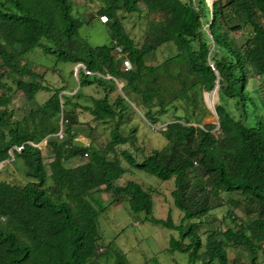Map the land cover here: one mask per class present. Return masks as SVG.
<instances>
[{"label": "trees", "instance_id": "obj_1", "mask_svg": "<svg viewBox=\"0 0 264 264\" xmlns=\"http://www.w3.org/2000/svg\"><path fill=\"white\" fill-rule=\"evenodd\" d=\"M101 1L98 15L107 18L111 43L93 47L80 36L85 23L74 15L71 0H0V165L20 158L27 178L24 186L0 181V264L96 262L98 219L106 208L100 204L98 209L100 201L92 198L102 193L117 202L128 198L132 211L145 213L147 222L177 231L179 237L171 239L168 252L188 254L189 264H229V247L245 250L248 264H264V123L246 125L248 108L256 107L252 92L264 80V0ZM143 13L151 18L139 46L123 20ZM246 28L250 35L239 43L232 34ZM114 41L132 71H125L124 59L116 58ZM167 45L177 52L160 64H149L147 58ZM36 48L64 63L82 65L80 89L97 85L104 96L84 106L73 103L80 90L72 97L62 94L68 87L51 90L23 64ZM9 81L31 104L40 91L53 95L16 120ZM118 82L121 93L111 102ZM218 85L220 105L217 91L206 96L214 117L207 123L218 122L214 108L219 117L216 131V125H203L197 112L204 108L203 94ZM232 100L238 115L222 104ZM134 105L145 110L152 126L173 112V121L159 129L168 141L164 149L150 151L140 163L131 152L122 156L162 181L174 179L172 195L183 213L179 224L171 215L166 220L154 216L153 196L140 184L116 185L128 172L116 148L131 144L140 150L136 130L124 136L119 128ZM71 106L98 121H116L106 148L73 143L75 114L67 110ZM43 141L53 155L48 166L39 148ZM86 157L85 163L67 166ZM222 193L240 195L242 200L232 204L247 217L238 223L229 212L235 226L213 230L203 242L200 225ZM114 264L130 263L117 253Z\"/></svg>", "mask_w": 264, "mask_h": 264}, {"label": "rangeland", "instance_id": "obj_2", "mask_svg": "<svg viewBox=\"0 0 264 264\" xmlns=\"http://www.w3.org/2000/svg\"><path fill=\"white\" fill-rule=\"evenodd\" d=\"M74 5V15L79 16L85 23L80 29V36L84 38L93 47L109 45L111 43V34L107 22L102 20V16L98 15V11L103 7L101 0H71ZM210 2V1H209ZM144 9V7L142 6ZM151 18L145 13L126 15L124 25L130 36L135 42L141 46L144 42L148 20ZM239 43L246 41L250 35V29L232 34ZM177 52L174 45H167L158 50L153 56H149L147 61L149 64L156 65L162 63L165 59L173 56ZM23 64H28L29 68L43 77L44 85L51 90L66 89L62 92L64 95L74 96L79 90V94L73 97V103H80L84 106H93V100L100 99L104 96V90L97 86L79 87L78 66L59 61L53 55H46L41 48H36L29 53ZM10 85L16 90L15 85L9 81ZM122 84L118 82V91L110 94L111 102H114L121 93ZM205 92L204 108L199 109L197 115L203 118V123L213 120V111L210 104L206 101V96L215 93ZM254 94V102L256 107H249V119L246 120L248 127H255L258 123H264V80L259 86V90L252 92ZM217 104H221L219 93L217 91ZM52 92L40 91L36 96L35 103L31 104L28 99L17 91L13 93L14 101L10 109L14 113L16 120H22L26 117L32 108H36L47 102ZM79 96V97H78ZM234 102H222L226 109L231 110L238 115L232 105ZM130 110L123 122L119 121V128L124 136L131 134L133 129L136 130L137 147L127 144L116 148L117 155L120 157L124 167L128 168V172L122 179L116 182L117 186H126L128 182H136L143 188L151 192L154 200V216L158 219L166 220L169 215L179 224L183 217V213L175 206L172 192L175 189L174 179L162 181L154 175H149L140 171L123 158L124 151L131 152L136 156L138 163L142 162L145 155L150 151L164 149L168 145L166 138L160 133L159 129H163L166 123L173 121V112L162 118V122L157 126H152L145 119V110ZM259 108L256 110L255 108ZM136 109V110H135ZM67 110H73L75 114V124L72 126L75 139L73 143L77 146H93L95 149L102 150L106 148L112 140V130L116 126V121L101 122L95 119L90 113L85 112L76 107H69ZM215 110V108H214ZM181 110L178 111V114ZM218 120V119H217ZM62 122H60V126ZM67 125V124H66ZM64 124L62 126L63 130ZM68 126H65L67 129ZM66 140V139H64ZM68 140V138H67ZM61 141V140H60ZM39 148L42 149L46 165L53 160V155L47 143L43 141ZM13 155V154H12ZM110 157H113L111 155ZM85 159L78 158L67 163L68 167H74L85 163ZM25 165L20 158H12L0 166V181H6L14 185L24 186L27 178L24 174ZM95 201H100L98 205H102L106 209L100 213L98 219V227L100 232L99 256L93 264H114L117 253L121 254L130 264H189V255L182 252L169 253L170 242L173 237L178 238L179 233L174 230L167 229L161 225L152 224L145 219V213H135L132 211L129 199L121 202L113 201L111 194L102 193L94 195ZM240 195H230L222 193L213 204V210L208 218L203 219L200 225L199 235L203 242L206 241L208 234L217 229L226 231L228 228L235 226L233 216H229V212H234L236 221L241 223L246 219V214L242 209L233 207L232 201H241ZM91 201V200H90ZM229 264H248V253L243 249L229 247ZM218 264V263H216Z\"/></svg>", "mask_w": 264, "mask_h": 264}, {"label": "built area", "instance_id": "obj_3", "mask_svg": "<svg viewBox=\"0 0 264 264\" xmlns=\"http://www.w3.org/2000/svg\"><path fill=\"white\" fill-rule=\"evenodd\" d=\"M102 20L107 22V18L106 17H102ZM113 45L115 47V56H116V58H118V59H122L123 58L124 59V64H123L124 70L125 71H132L134 68H133L131 62L128 60V58H126V55L124 54L123 49L117 44L116 41L113 42ZM87 74H91V73L87 71ZM62 126H63V122H62ZM59 138L62 141V139L64 138L63 132H61L59 134ZM18 150L20 151L21 148H18Z\"/></svg>", "mask_w": 264, "mask_h": 264}, {"label": "water", "instance_id": "obj_4", "mask_svg": "<svg viewBox=\"0 0 264 264\" xmlns=\"http://www.w3.org/2000/svg\"><path fill=\"white\" fill-rule=\"evenodd\" d=\"M82 67V65H79L78 66V73H79V70H80V68ZM218 74V73H217ZM218 83H219V80H218ZM123 86H121V88H122ZM219 88H220V86L218 85L215 89H214V91L216 90V91H218L219 90ZM215 114H216V116H217V119H218V122L217 123H203V125H216L218 128L216 129V131L219 129V125H220V123H219V117H218V115H217V112H216V109H215ZM2 165V164H1ZM0 165V166H1Z\"/></svg>", "mask_w": 264, "mask_h": 264}, {"label": "clouds", "instance_id": "obj_5", "mask_svg": "<svg viewBox=\"0 0 264 264\" xmlns=\"http://www.w3.org/2000/svg\"><path fill=\"white\" fill-rule=\"evenodd\" d=\"M81 68H83V66Z\"/></svg>", "mask_w": 264, "mask_h": 264}, {"label": "bare ground", "instance_id": "obj_6", "mask_svg": "<svg viewBox=\"0 0 264 264\" xmlns=\"http://www.w3.org/2000/svg\"><path fill=\"white\" fill-rule=\"evenodd\" d=\"M3 164V163H2Z\"/></svg>", "mask_w": 264, "mask_h": 264}]
</instances>
